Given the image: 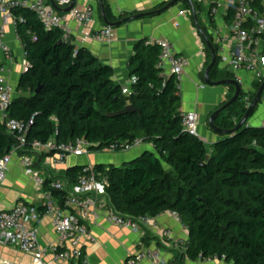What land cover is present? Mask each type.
<instances>
[{
  "label": "trees",
  "instance_id": "obj_1",
  "mask_svg": "<svg viewBox=\"0 0 264 264\" xmlns=\"http://www.w3.org/2000/svg\"><path fill=\"white\" fill-rule=\"evenodd\" d=\"M104 6L108 21L119 22L107 0ZM183 7L190 9L188 4ZM11 13L28 70L7 113L25 125L34 121L27 134L29 147L52 138L59 143L84 139L103 150L113 143L140 139L152 151L124 167H95L108 181L109 205L129 217L176 213L189 234L187 248L177 254L179 264L216 257L228 264H264V127L245 125L235 134H219L208 149L183 127L180 91L175 77H166L159 67L158 45L142 41L136 46L131 95L125 96L113 79L112 67L87 48L63 41L60 30L46 31L29 8L16 7ZM204 43L208 67L211 53ZM210 77L213 82L236 80L231 72L219 70L218 60ZM262 84H255L256 93ZM228 88L230 101L236 90ZM245 96L242 91L239 102L215 119L216 128L227 132L237 127L247 111ZM255 96L251 94V102ZM128 105L141 113L108 117ZM17 142L16 135L0 124V159ZM83 170L66 171L70 187ZM55 180L47 179L45 188L51 189ZM53 197L64 205L65 192L53 191Z\"/></svg>",
  "mask_w": 264,
  "mask_h": 264
},
{
  "label": "crops",
  "instance_id": "obj_2",
  "mask_svg": "<svg viewBox=\"0 0 264 264\" xmlns=\"http://www.w3.org/2000/svg\"><path fill=\"white\" fill-rule=\"evenodd\" d=\"M44 1L52 7L50 0ZM107 1L112 13L120 21L140 14L149 15L137 21L123 24L116 29H111L110 37L103 42H98L94 40V34L102 29L109 28L101 18L99 0H75L73 10L65 14L52 8L66 17V22L71 29L72 44L87 48L102 64L112 67L114 81L123 88L131 87V71L133 69L131 59L138 43L142 41H146V43L170 42L177 55L185 56L190 60V66L185 72L179 89L181 111L183 115L188 113L198 115L199 136L208 149L211 148L219 140V134L213 132L209 127L208 119L225 103L229 102L231 91L228 86L210 87L205 85L203 78L208 68L209 59L205 54L204 39L195 25L193 14L191 16L180 15L181 11H186L183 5L187 3L179 2L167 11L153 15V13L162 11L173 0ZM192 1L196 5V9L198 7L197 18H199L200 29L209 35L202 10L195 0ZM59 7L62 9L69 8ZM89 7L95 10L92 22L88 25L80 24L75 20L74 14ZM210 38L216 50L219 70L229 71L228 61L226 60L227 55H223L218 45L213 41L212 36ZM5 42L10 49V53L8 56L0 52V78L5 79L15 88V97H17L20 95V91H18L19 84L28 63L23 43L17 35L16 21L12 13L8 20ZM211 62L212 57L210 64ZM162 71L166 77L172 76L168 65L162 68ZM235 77L236 81L240 82L242 91H247L251 99V94H256L255 84L258 83L254 80L253 75L248 72H240ZM263 122L264 94L247 126L260 128L263 127ZM0 124H3L1 115ZM146 148H150V146L123 153L99 150L86 156H69L65 164L59 167H54L49 158H42L36 161V168L46 181L50 178L57 179L52 183H66V171L77 165L124 167L127 163L140 157ZM21 158L22 154L11 158L6 180L3 184H0V211H8L17 204L28 206L31 209L28 225L37 228L41 246L46 248L56 246L58 236L54 228V212H47V201L44 198V193L48 189L45 186L44 188L38 186L34 178L26 173L21 164ZM165 169L171 170L167 165H165ZM52 204L54 209L63 206L56 198H53ZM76 214L80 215L78 211H76ZM86 224L89 227V235L83 240V253L88 264H127L128 260L133 258L142 246L157 248L166 260L176 262L177 254L180 251L178 245L183 244L177 243L188 242L189 240L187 229L178 218L172 215V212H165L151 218L139 233L110 224L106 220L105 214H100L97 220L86 219ZM165 232H170L171 237H164ZM3 263L34 264L33 256L21 252L13 241H0V264ZM46 264L59 263L54 260L52 255H49ZM140 264L153 263L142 261ZM182 264L193 263L185 260Z\"/></svg>",
  "mask_w": 264,
  "mask_h": 264
},
{
  "label": "built area",
  "instance_id": "obj_3",
  "mask_svg": "<svg viewBox=\"0 0 264 264\" xmlns=\"http://www.w3.org/2000/svg\"><path fill=\"white\" fill-rule=\"evenodd\" d=\"M57 5L67 8L73 0H54ZM199 8L206 6L208 14L202 10L209 35L218 45L220 52L226 56L229 72L235 76L240 72H248L253 75L256 82H264V0H195ZM16 7H24L32 10L41 21L46 31L60 30L63 41H71V29L66 17L57 13L44 0H0V52L9 56L10 49L5 42L8 20L11 10ZM191 10L180 12L182 16H191ZM95 10L91 7L74 14L75 20L83 25L92 22ZM112 30L105 28L94 34V40L103 42L111 35ZM158 45L160 48L159 67L168 65L171 74L176 79L178 89L188 67L190 60L185 56L177 55L173 45L168 41L147 43ZM28 70V65L25 72ZM133 83V80H132ZM131 83V85H132ZM240 83V82H238ZM243 99L246 110L251 105L248 92ZM125 96L131 95L129 87L123 88ZM16 90L5 79L0 78V115L6 130L16 135L17 143L10 153L0 159V184H3L8 174L11 158L22 154L21 164L26 173L34 178L36 184L44 188L46 180L37 170V160L49 158L51 164L63 166L69 156H86L92 151V144L84 139L73 142L59 143L52 138L46 143L34 141L30 147L27 142L29 125L13 120L7 111L15 98ZM183 127L188 133L199 137V118L196 113H188L183 117ZM264 127V122L263 125ZM201 139V138H200ZM146 146L142 140L137 139L132 143L117 142L104 151L113 153L129 152L136 148ZM108 181L95 167L87 166L77 183L70 187L66 183H52L51 189L44 193L47 212H54V228L58 236L56 246L42 247L39 241L37 228L28 225L31 209L24 204H17L8 211H0V241L15 242L19 250L33 256L34 264H46V259L52 255L59 264H88L84 258L83 240L89 235V227L86 219L97 220L100 214H105L106 220L113 225L130 229L139 233L141 228L151 219L148 216L129 217L116 212L106 198V186ZM53 191L65 192V203L62 207L53 208ZM76 211L80 215L76 214ZM172 215L179 219L178 215ZM180 220V219H179ZM181 221V220H180ZM164 237H171L170 232H165ZM178 245L179 252L187 248L188 242ZM142 261H151L153 264H179L166 260L157 248L142 246L135 256L128 260L127 264H140ZM228 264L225 261L214 258L201 261L198 264ZM9 264V263H3Z\"/></svg>",
  "mask_w": 264,
  "mask_h": 264
},
{
  "label": "water",
  "instance_id": "obj_4",
  "mask_svg": "<svg viewBox=\"0 0 264 264\" xmlns=\"http://www.w3.org/2000/svg\"><path fill=\"white\" fill-rule=\"evenodd\" d=\"M50 1H51L52 7L57 12L63 13V14L70 13L73 10V8H74V2H75V0H74L73 4L69 8L62 9L56 4V2L54 0H50ZM179 2H184V3H187L189 5V7H190V9L192 10V13H193V19H194L195 25L197 26L201 36L204 38L208 48L211 51L212 62L208 66V68L206 69L205 74H204L205 85L210 86V87L233 86V87H235V90H236L235 95L233 96V98L228 103H226L223 107L218 109L216 112H214L209 117V119H208L209 127L212 129L213 132H215L217 134H224V133L227 134V135L235 134L243 126L248 125V122H249L250 118L255 113L259 103L262 101L263 94H264V82L261 85V87L258 90V92L256 93V96H255L253 102L251 103L250 107L247 109L246 114L244 115V117L242 118L241 122L237 125V127L235 129H233L231 131L224 132V131L219 130L218 128H216L215 125H214L215 119L219 115H221L223 112H225L229 107H231V106L235 105L237 102H239L240 97H241L242 87L240 86V84L236 80L218 81V82H213L211 80V77H210L211 72H212V70L215 68V66L217 64V54H216V50H215L214 46L212 45V42L210 41V39H208L203 34L202 30L200 29V25H199L198 18H197L198 16H197L196 7H195V5H194L192 0H173L162 11L157 12V13H153V15H157V14H160L161 12H165V11L169 10L170 8H172L173 6H175ZM99 7H100L101 18L104 20L106 26L109 27L110 29H116V28L120 27L123 24H128V23L137 21L139 19L144 18L146 15H149V14H140V15H136V16L124 19V20H122L120 22H117V23H111V22L108 21L107 16H106L104 0H99ZM68 43L71 44L72 42L69 41ZM135 113L140 114L141 112H140L139 109H136L133 105H128V106H126V108L122 112L114 114V115H108V117L109 118H116V117H120V116H123V115L135 114ZM100 147L101 146H97L95 149L92 147L91 151L92 152L93 151H99ZM148 151H152V147L144 149L142 155L144 153L148 152ZM98 166H100V165H98ZM76 167L85 168L87 166L86 165H77Z\"/></svg>",
  "mask_w": 264,
  "mask_h": 264
},
{
  "label": "rangeland",
  "instance_id": "obj_5",
  "mask_svg": "<svg viewBox=\"0 0 264 264\" xmlns=\"http://www.w3.org/2000/svg\"><path fill=\"white\" fill-rule=\"evenodd\" d=\"M202 10L204 11V14L207 15L208 14V8L206 6L201 7ZM146 146H150V145H146ZM151 147V146H150Z\"/></svg>",
  "mask_w": 264,
  "mask_h": 264
}]
</instances>
